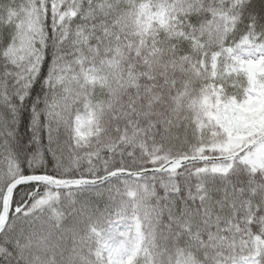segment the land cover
Segmentation results:
<instances>
[{"label": "snow or ice", "instance_id": "obj_1", "mask_svg": "<svg viewBox=\"0 0 264 264\" xmlns=\"http://www.w3.org/2000/svg\"><path fill=\"white\" fill-rule=\"evenodd\" d=\"M0 264H264V0H0Z\"/></svg>", "mask_w": 264, "mask_h": 264}]
</instances>
